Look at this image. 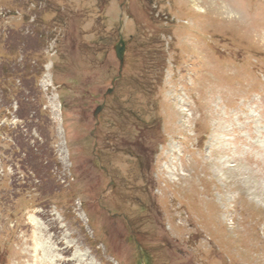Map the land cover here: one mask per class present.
<instances>
[{"label": "rangeland", "instance_id": "rangeland-1", "mask_svg": "<svg viewBox=\"0 0 264 264\" xmlns=\"http://www.w3.org/2000/svg\"><path fill=\"white\" fill-rule=\"evenodd\" d=\"M0 264H264V0H0Z\"/></svg>", "mask_w": 264, "mask_h": 264}, {"label": "water", "instance_id": "water-1", "mask_svg": "<svg viewBox=\"0 0 264 264\" xmlns=\"http://www.w3.org/2000/svg\"><path fill=\"white\" fill-rule=\"evenodd\" d=\"M116 54L118 58L123 61L124 60V52H125V43L123 40L115 47Z\"/></svg>", "mask_w": 264, "mask_h": 264}, {"label": "bare ground", "instance_id": "bare-ground-1", "mask_svg": "<svg viewBox=\"0 0 264 264\" xmlns=\"http://www.w3.org/2000/svg\"><path fill=\"white\" fill-rule=\"evenodd\" d=\"M40 244H41V243H39V246H40ZM37 261H38V259H37Z\"/></svg>", "mask_w": 264, "mask_h": 264}]
</instances>
